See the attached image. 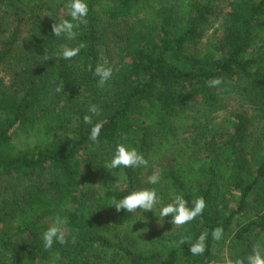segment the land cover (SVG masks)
I'll list each match as a JSON object with an SVG mask.
<instances>
[{
  "label": "trees",
  "instance_id": "trees-1",
  "mask_svg": "<svg viewBox=\"0 0 264 264\" xmlns=\"http://www.w3.org/2000/svg\"><path fill=\"white\" fill-rule=\"evenodd\" d=\"M68 3L0 0V264H221L264 246V0H85L73 40L51 29L71 20ZM105 59L114 72L100 88L88 68ZM117 144L148 166L104 168ZM144 188L157 191L152 212L116 211L113 200ZM177 194L189 208L203 197L202 215L159 217ZM57 215L69 243L45 251Z\"/></svg>",
  "mask_w": 264,
  "mask_h": 264
},
{
  "label": "clouds",
  "instance_id": "clouds-1",
  "mask_svg": "<svg viewBox=\"0 0 264 264\" xmlns=\"http://www.w3.org/2000/svg\"><path fill=\"white\" fill-rule=\"evenodd\" d=\"M69 9V19H62L59 23H53L51 26L52 35L56 37L65 36L68 40L75 39L77 33L76 29L80 23L85 22V17L88 14V5L85 0H69L66 5ZM84 43H80L76 47L63 46L60 56L65 60H71L73 57L79 55L81 49L85 48ZM49 60L51 57H45ZM88 70L92 72L93 76L97 77V86L103 88L106 83L112 78L114 69L110 66L109 62L105 59L103 63H97L93 69L89 65ZM222 79L216 77L206 82L208 87H218L222 83ZM64 84L56 86L55 91H63ZM88 113L84 115L83 121L85 124L92 125L90 130L89 139L94 143H98L103 123L100 121L93 122V117H98L101 114V109L98 105L90 104L88 106ZM148 160L139 153L135 148H128L124 144H117L114 155L111 160L103 166L106 169L137 168L147 167ZM147 182L155 185L160 182V172L155 171L152 175L148 176ZM158 203V195L155 188H144L134 190L124 195L123 198L113 200V205L116 211L124 210L128 213L136 212L138 209L143 212H152ZM193 207L189 208L188 201L181 194L175 195L170 203L162 206L159 210V216L164 219L171 216L172 225L183 226L193 221L197 216L202 215L206 202L203 197H197L193 200ZM68 221L66 217L57 215L53 223L42 233L41 240L43 249L45 251L52 248L54 242L61 245L69 243L66 239V229ZM222 226H217L211 231V236L214 241H220L223 238ZM208 237L207 232H202L195 243H190V253L193 256L203 255L206 249V240ZM189 243L186 238H182L178 243L183 245ZM71 243H75V237L72 238ZM172 247L177 246V242H172ZM221 264H264V246L257 243L252 246L250 253L245 259L225 257Z\"/></svg>",
  "mask_w": 264,
  "mask_h": 264
},
{
  "label": "rangeland",
  "instance_id": "rangeland-1",
  "mask_svg": "<svg viewBox=\"0 0 264 264\" xmlns=\"http://www.w3.org/2000/svg\"><path fill=\"white\" fill-rule=\"evenodd\" d=\"M235 94V93H233ZM233 101L231 100V102L229 101L228 104L231 106V107H236V99L234 97H232ZM120 179H122L120 176H117V178L115 179L116 183H119V181H121ZM160 217V216H159ZM158 222L160 223L159 219H158Z\"/></svg>",
  "mask_w": 264,
  "mask_h": 264
}]
</instances>
